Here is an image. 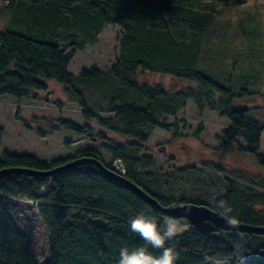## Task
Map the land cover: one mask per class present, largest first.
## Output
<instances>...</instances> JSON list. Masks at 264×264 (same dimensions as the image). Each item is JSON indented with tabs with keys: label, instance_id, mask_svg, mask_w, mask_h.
Wrapping results in <instances>:
<instances>
[{
	"label": "trees",
	"instance_id": "1",
	"mask_svg": "<svg viewBox=\"0 0 264 264\" xmlns=\"http://www.w3.org/2000/svg\"><path fill=\"white\" fill-rule=\"evenodd\" d=\"M242 2L0 0V97H9L19 105L35 99V93L47 91L48 81L61 84L68 101L79 108L84 124L58 117V128L102 142L101 148L112 159L105 163L100 152L91 147L52 161L2 151L0 171L10 172L0 178V264H118L121 247L132 250L144 246L128 223L136 213L150 207L151 215L162 228L165 216L155 206L94 164L62 168L77 159H97L114 174L117 172L113 163L119 161L125 169L122 176L143 189L160 207L202 204L184 199L173 201L137 180L139 169L151 166L145 153L153 129H175L176 121L168 123L167 117L175 119L187 101L199 113L204 109L217 111L228 120V126L217 138L218 152L225 155L236 149L264 165V157L258 154L264 122L252 118L249 108L233 106L236 97L249 93L248 88H234L231 77L222 85L202 69L200 62L217 6L238 7ZM109 24L119 27L113 62L105 69L91 66L80 68L77 75L70 73L75 53L95 43ZM154 73L190 85L168 91L141 80L145 74ZM91 91L102 97V111L108 116L100 117L97 110L90 108L86 93ZM256 94L264 99V86ZM23 125L29 127L24 122ZM36 134L43 136L40 129ZM2 135L0 125V139ZM205 166L223 172L214 164ZM196 170L191 165L181 172ZM233 179L223 177L224 193L214 202L226 201L233 208L232 215L237 213L238 223L264 226V192L257 187L246 188L239 191L237 203ZM43 187L46 190L40 192ZM6 197L36 204L39 217L50 230L48 257L42 262L34 258L14 225L4 205ZM254 205L263 208V218ZM209 207L219 212L214 203ZM222 233L218 228L205 231L188 223L171 242L179 254L175 264H264V255L258 252L237 255ZM148 251L153 255L161 252L150 246Z\"/></svg>",
	"mask_w": 264,
	"mask_h": 264
},
{
	"label": "rangeland",
	"instance_id": "2",
	"mask_svg": "<svg viewBox=\"0 0 264 264\" xmlns=\"http://www.w3.org/2000/svg\"><path fill=\"white\" fill-rule=\"evenodd\" d=\"M212 21L207 45L200 59L202 69L222 85L231 77L234 88H248L246 91L249 93L236 97L233 106L249 108L252 118L264 122V99L256 94L264 86V0H243L238 7L219 5ZM118 37V25L109 24L103 28L95 43L75 53L69 72L77 75L83 67H109L117 53ZM234 61L236 64H233ZM141 80L150 85L159 84L168 91L190 85L187 81L156 73L145 74ZM46 85L47 91L35 93V99L23 101L19 105L9 97H0V125L3 127L0 153L28 154L43 161H52L91 147L100 152L105 163L112 161L101 148L102 142L89 141L58 128V117L82 125L84 121L79 108L74 102L68 101L61 84L48 81ZM86 98L90 108L97 110L100 117L108 116L102 111L104 102L99 94L91 91L86 93ZM175 117H167L168 123L176 121L175 129H153L146 142L145 156L150 159L151 166L140 168L137 175V180L143 186L172 197L173 201L184 199L209 206L224 193L223 177L234 178L237 203L239 191L246 188L257 187L264 192V165L258 164L253 156L236 149L225 155L216 150L217 138L222 129L228 126L226 118L208 109L199 113L191 101H187ZM38 129L43 133L42 137L36 134ZM238 143L244 146L240 138ZM258 154L264 157V131ZM208 163L219 166L223 172L208 168L205 166ZM191 165L197 170L181 172ZM238 174L240 177H235ZM45 190L46 187H43L40 192ZM4 205L34 258L38 262L45 260L48 257L50 230L39 217L36 204L27 199L6 197ZM253 207L260 219L263 218V208L259 205ZM167 218H164L162 228ZM174 220L178 222L179 235L188 223L184 219ZM222 231L228 246L234 248L237 255L248 252L264 255V236Z\"/></svg>",
	"mask_w": 264,
	"mask_h": 264
},
{
	"label": "clouds",
	"instance_id": "3",
	"mask_svg": "<svg viewBox=\"0 0 264 264\" xmlns=\"http://www.w3.org/2000/svg\"><path fill=\"white\" fill-rule=\"evenodd\" d=\"M214 207L219 210V215L229 225H235L238 222L232 215L233 208L226 201L214 202ZM151 211V208L146 206L129 220L130 230L144 241V246L132 250L121 247L118 264H175L178 260L179 254L171 244L177 235L178 222L173 218H167L163 228H160L156 217L151 215ZM166 242H169L168 246ZM148 246L160 249V254L153 255L148 251Z\"/></svg>",
	"mask_w": 264,
	"mask_h": 264
},
{
	"label": "water",
	"instance_id": "4",
	"mask_svg": "<svg viewBox=\"0 0 264 264\" xmlns=\"http://www.w3.org/2000/svg\"><path fill=\"white\" fill-rule=\"evenodd\" d=\"M92 163L97 168H99L102 172L106 173L107 175L113 177L114 179L122 182L126 185L130 190L136 192L142 198H144L147 202L151 203L156 209L165 217L173 218V219H184L188 221L192 226L200 230H213V229H221L224 231H231V232H244V233H253L258 235H264V226H255V225H248L244 223H236L235 225H229L226 223V220L219 215V212L213 210L211 207L205 204H194L191 202H187L181 205L171 206V207H160L158 203L149 197L143 189H141L135 183L127 180L124 176L118 174H114L113 171L107 169L103 165L102 162L98 161L97 159L89 160V159H77L71 161L64 165L62 168H70L77 165H82L85 163ZM10 172L9 170L0 171V178L5 174ZM46 175L49 173H45Z\"/></svg>",
	"mask_w": 264,
	"mask_h": 264
},
{
	"label": "built area",
	"instance_id": "5",
	"mask_svg": "<svg viewBox=\"0 0 264 264\" xmlns=\"http://www.w3.org/2000/svg\"><path fill=\"white\" fill-rule=\"evenodd\" d=\"M114 171H116L119 174H124L125 169L123 168L122 164L119 161H115L113 163Z\"/></svg>",
	"mask_w": 264,
	"mask_h": 264
}]
</instances>
